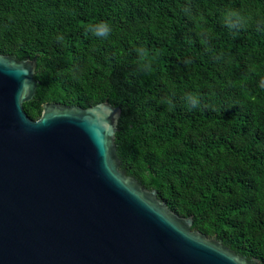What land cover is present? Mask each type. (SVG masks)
Wrapping results in <instances>:
<instances>
[{
    "label": "trees",
    "instance_id": "16d2710c",
    "mask_svg": "<svg viewBox=\"0 0 264 264\" xmlns=\"http://www.w3.org/2000/svg\"><path fill=\"white\" fill-rule=\"evenodd\" d=\"M0 53L37 57L33 119L121 106L122 168L264 264V0H0Z\"/></svg>",
    "mask_w": 264,
    "mask_h": 264
},
{
    "label": "water",
    "instance_id": "95a60500",
    "mask_svg": "<svg viewBox=\"0 0 264 264\" xmlns=\"http://www.w3.org/2000/svg\"><path fill=\"white\" fill-rule=\"evenodd\" d=\"M38 59L0 53V264H262L122 168V107L24 109Z\"/></svg>",
    "mask_w": 264,
    "mask_h": 264
},
{
    "label": "clouds",
    "instance_id": "9594fccd",
    "mask_svg": "<svg viewBox=\"0 0 264 264\" xmlns=\"http://www.w3.org/2000/svg\"><path fill=\"white\" fill-rule=\"evenodd\" d=\"M96 34L100 35V36H107L109 34V29L107 27H105V29L103 31L97 32Z\"/></svg>",
    "mask_w": 264,
    "mask_h": 264
},
{
    "label": "rangeland",
    "instance_id": "374dc122",
    "mask_svg": "<svg viewBox=\"0 0 264 264\" xmlns=\"http://www.w3.org/2000/svg\"><path fill=\"white\" fill-rule=\"evenodd\" d=\"M210 237H212V236H210Z\"/></svg>",
    "mask_w": 264,
    "mask_h": 264
}]
</instances>
